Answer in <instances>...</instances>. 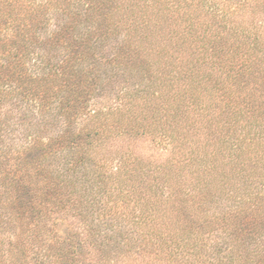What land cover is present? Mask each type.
<instances>
[{"label": "trees", "instance_id": "obj_1", "mask_svg": "<svg viewBox=\"0 0 264 264\" xmlns=\"http://www.w3.org/2000/svg\"><path fill=\"white\" fill-rule=\"evenodd\" d=\"M0 264H264V0H0Z\"/></svg>", "mask_w": 264, "mask_h": 264}]
</instances>
